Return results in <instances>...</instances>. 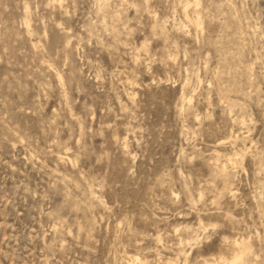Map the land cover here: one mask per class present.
Here are the masks:
<instances>
[{
  "label": "rangeland",
  "instance_id": "rangeland-1",
  "mask_svg": "<svg viewBox=\"0 0 264 264\" xmlns=\"http://www.w3.org/2000/svg\"><path fill=\"white\" fill-rule=\"evenodd\" d=\"M244 239L264 264V0H0V264Z\"/></svg>",
  "mask_w": 264,
  "mask_h": 264
},
{
  "label": "bare ground",
  "instance_id": "bare-ground-1",
  "mask_svg": "<svg viewBox=\"0 0 264 264\" xmlns=\"http://www.w3.org/2000/svg\"><path fill=\"white\" fill-rule=\"evenodd\" d=\"M199 225V224H198ZM203 225V224H202ZM238 244V243H237ZM241 244L244 246V250H245V254L243 255H240V254H237L235 259L231 260L230 262H226V264H241V263H244V260H245V257L252 251L251 250V246L249 245V243L244 239ZM241 244H239L240 246H242ZM235 246L236 243H235ZM238 247V246H237ZM241 252V251H240ZM238 252V253H240ZM242 252H244L242 250ZM138 260V258L136 259Z\"/></svg>",
  "mask_w": 264,
  "mask_h": 264
}]
</instances>
